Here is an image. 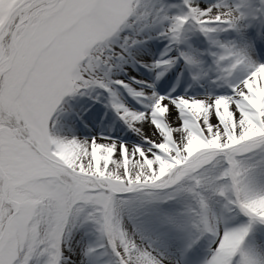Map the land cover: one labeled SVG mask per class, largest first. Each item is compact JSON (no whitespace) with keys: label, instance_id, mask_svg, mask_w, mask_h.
Segmentation results:
<instances>
[{"label":"snow or ice","instance_id":"snow-or-ice-1","mask_svg":"<svg viewBox=\"0 0 264 264\" xmlns=\"http://www.w3.org/2000/svg\"><path fill=\"white\" fill-rule=\"evenodd\" d=\"M0 264H264V0H0Z\"/></svg>","mask_w":264,"mask_h":264}]
</instances>
